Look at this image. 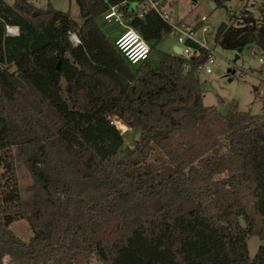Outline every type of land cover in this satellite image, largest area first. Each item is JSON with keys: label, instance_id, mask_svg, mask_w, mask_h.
I'll use <instances>...</instances> for the list:
<instances>
[{"label": "trees", "instance_id": "16d2710c", "mask_svg": "<svg viewBox=\"0 0 264 264\" xmlns=\"http://www.w3.org/2000/svg\"><path fill=\"white\" fill-rule=\"evenodd\" d=\"M143 1L75 0L79 23L51 4L0 0V264H264V112L203 105L208 51L193 42L198 56L158 52L155 63L173 30L153 10L138 17ZM111 6L149 44L147 60L126 62L101 29ZM81 77L116 102L87 107ZM72 84L79 94L65 111ZM114 121L139 130L134 147L122 148ZM154 152L164 162L150 168ZM16 162L31 179L25 199ZM19 219L27 242L9 229ZM252 236L262 243L250 258Z\"/></svg>", "mask_w": 264, "mask_h": 264}, {"label": "rangeland", "instance_id": "374dc122", "mask_svg": "<svg viewBox=\"0 0 264 264\" xmlns=\"http://www.w3.org/2000/svg\"><path fill=\"white\" fill-rule=\"evenodd\" d=\"M3 1L12 5L14 0ZM28 1L42 9L51 4L58 10L67 11L73 19L81 22L75 0ZM160 6L171 23L180 27H193L194 30L197 29V24H200L196 37L215 54L213 55L214 62L210 64L212 72L206 74L204 70H200L198 74L203 105L212 106L224 114L228 112L230 103L235 102L240 111L262 114L264 112V68L259 58H264V0H227L222 5L215 4L214 7L212 0H161ZM98 23L112 42L122 32V27L118 24L104 23L101 19ZM221 24H226V29L220 38L215 40L217 29ZM202 27H206L207 30L202 31ZM177 36L178 33L173 30L161 40L155 51L151 52L150 57L155 63L158 62V52L173 53L174 46L180 45L177 42ZM253 52L255 54H252ZM48 55V53H43L36 56L35 60L41 62L42 58ZM23 66L24 64L14 65L10 71ZM230 68H235V74L228 71ZM81 79L84 81V94L88 98L87 107H94L97 102L104 104L116 102L107 93L102 82L95 77H88V79L81 77ZM78 88L77 84L70 86V96L66 98L67 103L64 99L58 102L60 109L65 110L64 107L76 104L72 100H75L79 94ZM114 123L123 136L122 148L134 147L139 138V130L123 128L119 121H114ZM256 161H264V147L256 156ZM163 162L164 158L154 152L149 156L146 164L150 168H155L161 166ZM14 166L18 194L21 199H25L28 196L26 188L30 185L31 179L22 163L16 162ZM227 177L228 175H224V178ZM9 229L17 238L25 242L32 235L28 223L22 219L12 222ZM261 243L262 241L256 236L247 239L250 258L255 255ZM3 264H10L8 257L4 258ZM83 264L99 263L90 257Z\"/></svg>", "mask_w": 264, "mask_h": 264}, {"label": "built area", "instance_id": "2783aa9c", "mask_svg": "<svg viewBox=\"0 0 264 264\" xmlns=\"http://www.w3.org/2000/svg\"><path fill=\"white\" fill-rule=\"evenodd\" d=\"M160 3L161 0H144L139 5V9L137 12L138 17H142L147 11L153 10L163 20L168 21L172 27V30H175L178 33L177 42L180 44L178 45V47L180 48V53L178 55H181L185 58L198 56L199 49L190 45V42L195 43L198 48L202 47L206 49L208 51V56L204 63L200 65L199 71L204 70L206 74H210L212 72L210 64L214 62L213 55L215 54L212 50L208 49L203 42H200L196 37V31L199 29L200 26L196 30H194L193 27H180L177 24L171 23L168 19L167 14L162 12ZM102 21L108 24H118L122 27V32L114 40V46L126 62L131 65H135L148 59L150 55L149 44L142 38L139 32L131 26L128 19H126L123 11L118 6H111L102 15ZM9 29H12L13 31L10 32ZM201 29L202 31L207 30L206 27H202ZM5 31L7 35L18 34V28L16 26L7 25L5 27ZM69 38L74 45L80 43V40L75 33H71ZM252 54H255V52H253ZM259 61L261 63L262 68H264V58L260 57Z\"/></svg>", "mask_w": 264, "mask_h": 264}, {"label": "water", "instance_id": "95a60500", "mask_svg": "<svg viewBox=\"0 0 264 264\" xmlns=\"http://www.w3.org/2000/svg\"><path fill=\"white\" fill-rule=\"evenodd\" d=\"M212 5L213 7L215 6L214 2L212 1ZM226 29V24H221L219 26V28L217 29L216 35H215V40H218L220 38V36L222 35V33L224 32V30ZM264 47V46H263ZM173 52L175 54H179L180 53V48L178 46H174L173 48ZM58 66V65H57ZM231 74H235V69H229L228 70Z\"/></svg>", "mask_w": 264, "mask_h": 264}, {"label": "bare ground", "instance_id": "6f19581e", "mask_svg": "<svg viewBox=\"0 0 264 264\" xmlns=\"http://www.w3.org/2000/svg\"><path fill=\"white\" fill-rule=\"evenodd\" d=\"M10 32H12L13 30L12 29H9Z\"/></svg>", "mask_w": 264, "mask_h": 264}]
</instances>
